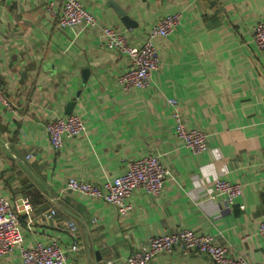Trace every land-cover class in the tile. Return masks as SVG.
I'll return each mask as SVG.
<instances>
[{
	"label": "crops",
	"instance_id": "1",
	"mask_svg": "<svg viewBox=\"0 0 264 264\" xmlns=\"http://www.w3.org/2000/svg\"><path fill=\"white\" fill-rule=\"evenodd\" d=\"M65 1L0 0V79L14 106L0 104V196L30 200L20 216L25 245L57 242L69 250L78 241L66 264H127L151 237L187 228L264 264V49L252 39L264 0H81L98 26L61 29L47 6ZM171 14L182 23L156 39L161 66L151 86L123 91L118 79L129 62L103 47L102 29L142 46ZM171 100L187 128L208 135V151L196 155L176 136ZM73 113L87 132L55 150L47 125ZM149 154L161 157L172 178L156 199L136 191L128 217L65 191L71 177L102 184ZM218 179L243 186L235 204L217 196ZM51 209L57 214L48 218ZM0 264L21 262L14 253ZM152 264L213 263L201 254H161Z\"/></svg>",
	"mask_w": 264,
	"mask_h": 264
},
{
	"label": "built area",
	"instance_id": "2",
	"mask_svg": "<svg viewBox=\"0 0 264 264\" xmlns=\"http://www.w3.org/2000/svg\"><path fill=\"white\" fill-rule=\"evenodd\" d=\"M47 13L57 20V25L61 29L79 24L98 26L97 18L85 8L81 0H66L60 9L56 8L54 3H50L47 6ZM181 23V14H171L161 18L152 27L142 46L132 45L126 33L122 31L109 27L102 29L103 47L126 56L129 62L127 71L118 79V84L123 91L145 90L151 86L153 76L161 66L156 39L171 36ZM252 39L256 47L264 49V20L253 28ZM0 104L10 110L14 108L4 95L1 79ZM170 104L176 120V136L196 155L208 151V135L197 128H187L177 102L171 100ZM47 132L51 146L55 150H60L66 139L84 136L87 126L80 114L73 113L51 121L47 125ZM171 178L172 174L164 166L161 157L157 154H149L127 162L119 176L109 178L102 184L71 177L65 186V191L77 192L89 198L101 200L112 205L120 216L128 217L134 209L132 198L136 191L143 190L148 196L156 199L162 194L166 182ZM215 191L217 196L225 198L229 204H235L243 194V186L225 179H218L215 182ZM31 208L27 197L13 204L9 199L0 196V257L16 253L21 264H66L68 253L79 250L78 241H75L69 250H64L57 242L49 244L38 242L31 247L25 245L20 216ZM56 214L57 211L51 209L47 217L52 218ZM68 227L72 237L77 239L76 224L70 222ZM260 234L264 237V222L261 223ZM161 254L183 256L201 254L209 257L213 264H251L244 257L232 256L228 248L219 243L216 236L197 233L187 228L151 237L127 259V264H152ZM114 263L109 260L102 264Z\"/></svg>",
	"mask_w": 264,
	"mask_h": 264
},
{
	"label": "water",
	"instance_id": "3",
	"mask_svg": "<svg viewBox=\"0 0 264 264\" xmlns=\"http://www.w3.org/2000/svg\"><path fill=\"white\" fill-rule=\"evenodd\" d=\"M119 13H120L121 15H123L122 12L119 11ZM124 21H125L127 24H129V22H128V20H127L126 18H124Z\"/></svg>",
	"mask_w": 264,
	"mask_h": 264
}]
</instances>
